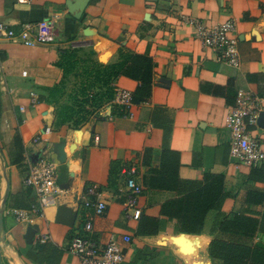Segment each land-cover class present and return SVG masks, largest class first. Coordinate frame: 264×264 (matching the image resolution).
I'll use <instances>...</instances> for the list:
<instances>
[{"label":"crops","instance_id":"crops-1","mask_svg":"<svg viewBox=\"0 0 264 264\" xmlns=\"http://www.w3.org/2000/svg\"><path fill=\"white\" fill-rule=\"evenodd\" d=\"M78 1L0 0V21L16 31L25 23H47L51 37L48 43L31 46L0 38V264H47V253L42 251L39 258L35 249L42 235H49L42 244L55 249L56 264H81L66 247L75 234H86L85 189L95 183L107 209L94 220L91 236L101 243L119 241L125 254L121 264H220L210 255L211 243L235 238L217 229L219 212L208 213L201 233H183L176 219L160 215L161 205L177 194L145 186L149 170L160 164L164 144V129L153 115L163 118L158 121L170 120L168 142L180 153V178L195 181L209 172L223 174L229 194L221 213L246 211L248 192H264V181L251 179V168L230 157L226 119L234 104L227 102L225 93L230 88L235 101L239 89L264 96V0H86L77 18ZM230 19L236 24L238 67L218 61L216 52L197 38L193 24ZM69 50L77 55L65 75L59 62L61 53ZM136 52L149 53L155 65L152 94L132 105L131 115L115 101L116 91L133 93L138 82L125 76L112 80L108 86L115 96L106 102L100 99L106 85L95 73L96 67L119 63ZM81 64L89 66L86 74L82 71L88 77L82 95L101 100L89 115L85 110L79 115L77 104L84 109L85 103L67 84ZM204 85L209 87L204 90ZM63 105L74 107V113L58 125L57 109ZM83 116L85 122L75 128L73 121ZM254 134L264 146V128ZM15 138L22 147L19 163L11 162ZM59 143H64V163L56 150ZM42 156L57 166L60 191L43 217L33 215L30 222L20 223L15 210L30 209L37 201L25 178ZM132 165L145 187L138 206L142 215L160 218L157 234L140 235L141 218L125 217L124 170ZM252 209L260 216L264 212L263 205ZM30 225L38 226L31 244L25 238ZM127 235L129 242L124 241ZM248 241L264 243V231Z\"/></svg>","mask_w":264,"mask_h":264},{"label":"trees","instance_id":"trees-1","mask_svg":"<svg viewBox=\"0 0 264 264\" xmlns=\"http://www.w3.org/2000/svg\"><path fill=\"white\" fill-rule=\"evenodd\" d=\"M74 56L73 52L67 51L61 53L59 65L63 67L65 75L68 74L69 69L74 65ZM122 58V61L119 63L96 67L95 75L97 79L103 81L106 85V89L104 93H101L100 99L106 98V102L113 100L115 91L108 84L120 76H125L138 82V86L132 93V104H141L152 94L155 62L147 52H136L127 58ZM87 72L86 69L84 74ZM250 79H253L252 76H250ZM207 86L204 85L203 89L205 90ZM86 87L85 85L82 87V94L86 93ZM218 89L224 90L221 87H218ZM225 97L229 104H234L235 93L230 88L227 89ZM100 99L98 98L97 100ZM89 100L85 98L83 99V103H88ZM99 102H94V104ZM77 106H80L78 111L76 110L77 112L84 110L82 103H78ZM95 106L98 107V104ZM73 113L74 107L67 105H63L57 109V124L62 125L70 121L69 119ZM154 115L153 121L155 124L161 125L164 129V144L159 166L149 170L144 183L147 188L152 190L170 191L177 194L174 198L166 200L161 205L160 215L164 218L176 219L178 230L183 233L199 234L204 230L208 213L214 210L218 211L217 229L233 236L235 239L213 240L210 246L212 259L220 262V264H264V243L257 242L250 244L248 241L254 238L259 230L264 231V212L260 216L258 212L252 209L257 205L264 206V192L257 190L248 192L246 198L248 209L246 211L235 212L230 215L222 214L223 204L229 194L225 187V176L209 172L201 180H182L179 176L180 153L169 147L170 120H166V122L158 121L163 118L158 117L156 114ZM85 120V116H83L81 120L73 121L75 128L80 127ZM19 141L15 138L14 146L16 152L11 154L12 163H19L22 160L21 155H19L22 151ZM250 178L264 181V168H251ZM159 228V217L143 214L139 223L138 233L140 235H154L159 232ZM35 249L39 258L42 251L47 253L43 258L47 264H56L57 255L54 253V248H48L45 244L37 242Z\"/></svg>","mask_w":264,"mask_h":264},{"label":"built area","instance_id":"built-area-1","mask_svg":"<svg viewBox=\"0 0 264 264\" xmlns=\"http://www.w3.org/2000/svg\"><path fill=\"white\" fill-rule=\"evenodd\" d=\"M28 0H18L26 3ZM195 34L202 45L216 52L218 61L238 67L240 65V51L238 38L235 36L236 24L234 20L222 23L206 25L200 21L193 22ZM34 23H25L16 31L7 23L0 21V38H9L20 41L26 46L45 44L51 41L49 27ZM35 101V100H34ZM115 101L130 111L132 107V93L118 89ZM264 111V96L239 89L236 93V101L229 109L226 126L229 129V154L239 164L249 168H264V146L259 135L254 134L255 129H261L258 124L260 113ZM263 129V128H262ZM96 139H99L96 137ZM39 139L35 138L34 142ZM124 181V214L128 219L138 220L142 216V210L138 206L140 195L145 187L138 177V169L135 165L125 168ZM25 183L33 189L37 201L30 209H16L15 219L20 223L32 220L33 215L43 217L44 210L54 203L60 188L57 182V166L42 156L36 164L31 165L25 178ZM98 184L86 187L83 205L88 209L85 217L83 231L86 234L77 233L71 237L66 249L79 257L81 264H121L125 259L122 246L114 238L101 243L92 238L94 220L102 216L107 209V202L98 193ZM94 197V198H93ZM49 235L39 238L41 243H46ZM130 236H124V241L129 242Z\"/></svg>","mask_w":264,"mask_h":264},{"label":"rangeland","instance_id":"rangeland-1","mask_svg":"<svg viewBox=\"0 0 264 264\" xmlns=\"http://www.w3.org/2000/svg\"><path fill=\"white\" fill-rule=\"evenodd\" d=\"M68 52H71L70 50ZM77 55V54H75ZM82 67V68H81ZM86 67H89L88 65H83L81 64L78 68H75L73 70H75L71 75L70 77L68 78V88L70 89V92L73 91L75 89V92L74 94L77 96V95H80L79 98L80 99H85L86 96L84 97L82 95V93L80 92L81 91V88L84 87L83 83H84V80L86 78H88L86 75H82V71H85L87 68ZM93 88V86L91 87ZM95 93V92H94ZM67 94V93H66ZM64 97V93H63V96ZM83 97V98H82ZM98 97H91L89 95V102L88 103H85L84 104V112L89 115V114H93L94 111H96L97 107L94 105V102H97ZM79 115H84L83 112H80Z\"/></svg>","mask_w":264,"mask_h":264},{"label":"water","instance_id":"water-1","mask_svg":"<svg viewBox=\"0 0 264 264\" xmlns=\"http://www.w3.org/2000/svg\"><path fill=\"white\" fill-rule=\"evenodd\" d=\"M86 0H80L78 2H76L74 7H77V9L80 11H78V13L75 15V17L80 18L82 15V11L84 10V4H85ZM70 7H72L70 5ZM71 10H73V8ZM258 124L260 127L264 128V111L260 113V116L258 118ZM64 143H59L56 147H57V153L59 156V160L61 161V163L65 162V151L63 148ZM38 226L37 225H30L29 228L27 229V233H26V239L27 242L29 244L33 243V240L35 238L36 232H37Z\"/></svg>","mask_w":264,"mask_h":264}]
</instances>
